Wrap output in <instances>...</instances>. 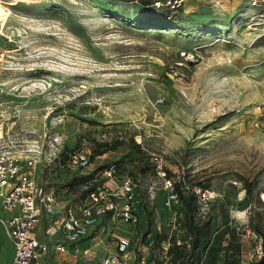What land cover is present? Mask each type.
<instances>
[{
  "label": "rangeland",
  "instance_id": "rangeland-1",
  "mask_svg": "<svg viewBox=\"0 0 264 264\" xmlns=\"http://www.w3.org/2000/svg\"><path fill=\"white\" fill-rule=\"evenodd\" d=\"M148 2L0 0V120L19 111L21 136L43 145L38 181L57 196L69 187L80 197L111 182L101 169L119 164L115 177L135 184L138 213L137 224L119 229L130 242L124 264H171L155 233L183 235V215L166 204L152 154L164 156L185 194L207 192L193 203L195 222L208 219L216 229L201 264H221L216 248L226 225L241 243L240 264H256L264 251V125L257 115L264 9L249 0H187L168 19ZM53 135L62 136V149L49 161ZM102 142L111 149L81 170L89 182L71 180L65 152L89 154ZM99 227L97 235L108 233ZM242 229L255 238L241 236ZM11 253L0 227V264Z\"/></svg>",
  "mask_w": 264,
  "mask_h": 264
},
{
  "label": "built area",
  "instance_id": "built-area-1",
  "mask_svg": "<svg viewBox=\"0 0 264 264\" xmlns=\"http://www.w3.org/2000/svg\"><path fill=\"white\" fill-rule=\"evenodd\" d=\"M148 1L156 12H168L169 18L187 3V0ZM249 7L264 9V0H249ZM182 56L189 60L196 57L192 52H182ZM16 113L19 111L13 110V116L7 117L5 122L0 120V227L12 246L7 264H48L45 256L51 253L69 254L72 258L69 264H90L94 260L97 264H124L130 242L126 232L120 233L119 229L127 224H137L133 181L128 176L115 177L117 165L109 163L101 174L111 182L95 186L85 198L70 194L67 188L63 190L64 195H55L53 189L38 181L37 167L43 162V145L37 139L21 136ZM257 115L264 125V103L257 105ZM43 133L46 135L45 131ZM61 137H50L52 153L49 161L61 154ZM89 155L79 150L68 152L64 166L71 172L83 170L91 163ZM163 157L152 154L150 160L154 172L162 180L169 205L176 203L178 196ZM191 192L202 200L207 198V192L200 188H193ZM45 218H59L58 225L66 243H49L37 238L35 230ZM102 224L108 233L97 235ZM239 234L255 238L250 229H242ZM103 240L107 244L114 241L115 251L107 248L98 255L96 246ZM261 258H264V251L260 249L258 260Z\"/></svg>",
  "mask_w": 264,
  "mask_h": 264
},
{
  "label": "trees",
  "instance_id": "trees-1",
  "mask_svg": "<svg viewBox=\"0 0 264 264\" xmlns=\"http://www.w3.org/2000/svg\"><path fill=\"white\" fill-rule=\"evenodd\" d=\"M156 13H160L163 16L165 15V18L170 19L168 12L160 11ZM110 149L111 147L106 142L97 143L92 147L90 152L91 155H89V157L93 160L95 156L101 155ZM65 153L66 159L68 152ZM115 163L118 172L120 171V166L117 162ZM101 170H103V168ZM80 171L81 170L74 172L71 180H80L79 183H88L89 179H91V175L81 174L82 172ZM94 188L96 187L93 186L84 190L80 195V198H85V196H87ZM174 190L177 193L178 198L173 207H178V213L183 215V235L179 241L176 240L174 233L168 236V234L163 231L159 233L156 232L154 236L155 243L158 246H160L162 242L167 243L166 255L171 257V264H201L204 258H206L208 254H211L210 252L214 249L213 240L216 236V229L208 219L200 224L195 222L193 203L196 196L193 192L185 194L182 191V185L180 182L179 184L174 183ZM136 215H138V213H136ZM222 234L224 238L216 248V252L218 253L217 260L220 261L221 264H240L241 243H239L236 231L234 228L230 227V225H226L222 230ZM144 235L146 238V236L149 235V232H144L143 236ZM159 263L160 262L157 261L155 264ZM262 263H264V258H261L256 264Z\"/></svg>",
  "mask_w": 264,
  "mask_h": 264
},
{
  "label": "crops",
  "instance_id": "crops-1",
  "mask_svg": "<svg viewBox=\"0 0 264 264\" xmlns=\"http://www.w3.org/2000/svg\"><path fill=\"white\" fill-rule=\"evenodd\" d=\"M45 218L44 221L41 222V224L36 228L35 234L38 239L40 240H47L49 243H66V240L62 234V231L60 230V227L58 225V219L56 218ZM100 243H102L100 241ZM100 243L96 246V252L97 254H101L104 249L109 248V243L105 246H101ZM12 254V253H11ZM46 262L48 264H69L72 260L71 256L69 254H53L45 256ZM90 264H97V261L94 260V262Z\"/></svg>",
  "mask_w": 264,
  "mask_h": 264
}]
</instances>
